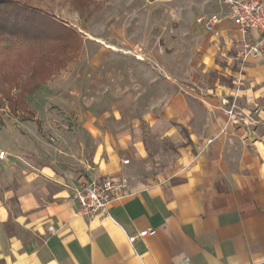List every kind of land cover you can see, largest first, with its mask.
I'll return each mask as SVG.
<instances>
[{
    "label": "crops",
    "instance_id": "crops-1",
    "mask_svg": "<svg viewBox=\"0 0 264 264\" xmlns=\"http://www.w3.org/2000/svg\"><path fill=\"white\" fill-rule=\"evenodd\" d=\"M218 39L238 50L230 20ZM236 59L212 96L165 108L163 134L176 147L169 165L144 169L143 144L121 135L100 145L84 173L25 167L17 182L7 169L0 264H264V59ZM106 175L127 180L108 216L76 215L73 189ZM149 228L156 233L129 243Z\"/></svg>",
    "mask_w": 264,
    "mask_h": 264
},
{
    "label": "rangeland",
    "instance_id": "rangeland-1",
    "mask_svg": "<svg viewBox=\"0 0 264 264\" xmlns=\"http://www.w3.org/2000/svg\"><path fill=\"white\" fill-rule=\"evenodd\" d=\"M16 1L74 27L81 43L16 112L0 98V185L7 169L17 182L25 167L84 173L100 145L121 135L143 144L144 169L169 165L176 147L163 134L165 108L172 99L175 107L201 102L238 69L235 43L195 23L201 14L227 16L224 0Z\"/></svg>",
    "mask_w": 264,
    "mask_h": 264
},
{
    "label": "trees",
    "instance_id": "trees-1",
    "mask_svg": "<svg viewBox=\"0 0 264 264\" xmlns=\"http://www.w3.org/2000/svg\"><path fill=\"white\" fill-rule=\"evenodd\" d=\"M90 1L75 3L79 8ZM80 43V33L66 22L16 0H0V98L16 112L28 94L65 68Z\"/></svg>",
    "mask_w": 264,
    "mask_h": 264
},
{
    "label": "built area",
    "instance_id": "built-area-1",
    "mask_svg": "<svg viewBox=\"0 0 264 264\" xmlns=\"http://www.w3.org/2000/svg\"><path fill=\"white\" fill-rule=\"evenodd\" d=\"M228 7L227 16L218 13L201 14L195 18L200 26L212 39H218L222 34L225 19L230 20L238 32V56L241 61L249 58L264 59V0H224ZM239 83L241 79L236 78ZM232 113V109L227 111ZM0 153V158L3 157ZM128 159L122 161L127 164ZM127 181L116 176L91 178L73 189L72 199L76 203L75 214L87 218L108 216L110 203L126 188ZM51 230L52 227H49ZM155 229H143L135 235L127 236L129 243L138 238L152 236Z\"/></svg>",
    "mask_w": 264,
    "mask_h": 264
},
{
    "label": "bare ground",
    "instance_id": "bare-ground-1",
    "mask_svg": "<svg viewBox=\"0 0 264 264\" xmlns=\"http://www.w3.org/2000/svg\"><path fill=\"white\" fill-rule=\"evenodd\" d=\"M100 43H102V42L100 41Z\"/></svg>",
    "mask_w": 264,
    "mask_h": 264
}]
</instances>
